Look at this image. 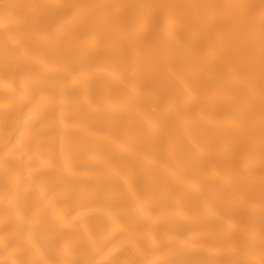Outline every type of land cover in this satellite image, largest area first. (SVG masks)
Listing matches in <instances>:
<instances>
[{"label":"snow or ice","instance_id":"snow-or-ice-1","mask_svg":"<svg viewBox=\"0 0 264 264\" xmlns=\"http://www.w3.org/2000/svg\"><path fill=\"white\" fill-rule=\"evenodd\" d=\"M0 14V86L16 97L0 124L3 210L25 220L3 241L11 259L0 264H90L66 258L63 227L80 206L104 200L119 215L94 218L96 235L76 250L107 255V264H264V0H0ZM20 14L24 23L10 28ZM213 70L220 78H210ZM101 78L131 95L98 90ZM209 93L217 115L203 112L200 97ZM144 97L155 114L139 107ZM125 110L138 121L116 122ZM201 121L227 125L232 171L213 166L221 144L202 135ZM78 133L118 149L111 160L97 157L102 167L84 192ZM42 146L52 162L39 174L49 177L47 193L33 176ZM22 179L36 187L21 213ZM65 190L77 207L57 216L55 235L37 244L33 217L42 205L55 209L57 191ZM220 192L232 210H217L209 227L202 208ZM173 205L193 223L165 228L157 240L146 221L155 225ZM145 233L151 243L141 249L137 239Z\"/></svg>","mask_w":264,"mask_h":264},{"label":"bare ground","instance_id":"bare-ground-1","mask_svg":"<svg viewBox=\"0 0 264 264\" xmlns=\"http://www.w3.org/2000/svg\"><path fill=\"white\" fill-rule=\"evenodd\" d=\"M8 3H17V4H26V3H35L38 0H5ZM62 2H88V0H62ZM178 3L186 2V0H176ZM204 2H218V0H204ZM25 21L24 15L20 14L15 16L12 24L9 25L10 28H14L16 25L22 24ZM3 15L0 14V45L3 43ZM15 35V33H11ZM84 39L89 40L90 36L87 31L84 33ZM219 73L215 70L209 73L210 78L218 79L220 78ZM139 79V77H137ZM173 86L177 89L180 88L179 81L174 80ZM98 90L111 91L115 90L119 92L120 95H131L126 89L120 87L119 85L110 83L109 81L101 78L97 84ZM200 101L203 104V112L205 116H213L218 114V108L216 105V100L213 98L212 94L202 95ZM16 102L15 94L12 92H6L2 86H0V124L3 121V115L5 110L11 111ZM139 107L148 114H155L157 111L156 106L153 105L149 98L144 97L138 101ZM140 117L134 111L125 110L119 115L114 117V120L118 123L125 125H132L138 121ZM195 118V117H194ZM227 125L224 121H219L216 124L208 123L207 121H201V133L202 135L219 141L221 144V151L213 157V166L217 171L223 173L232 171L234 166L230 165L228 158L230 156L229 148L232 144V137L227 132ZM78 142V160L81 164L85 165V168L82 169L83 172L88 174L81 175L78 179L81 183L78 185V188L81 192H84L89 187V183L94 181L96 172L94 169H99L102 165L99 163L97 157H102L104 159L111 160L116 157L118 149L114 145H102L95 141L89 139L86 135H77ZM2 155V154H0ZM52 164L47 157L46 147H41V159L34 160L33 165V176H39V181L41 182L45 193L48 190V179L47 175H39L43 172L50 171V165ZM257 181V186L255 191L257 195L259 194L258 181L259 177L255 178ZM112 183L116 184L118 182V177H111ZM35 183L21 180V191L18 196V208L23 212V208L30 203L31 193L35 190ZM27 189V193L25 192ZM188 194L195 195L194 192H189ZM115 196V193H114ZM114 198V197H113ZM83 200L84 197L81 196ZM55 209H49L45 206H41L38 213L32 219V232L33 236L36 239V243L39 244L42 237H52L55 235V227L57 226V216L66 215L67 212L73 208H76V202L71 196V190L57 191L55 196ZM4 192H3V180L0 177V261H6L11 259L10 256H6L3 252V241L11 240L13 237V228H18L23 226L25 223L24 218H11L6 217L4 210ZM217 210L230 213L232 210L231 202L227 199L226 194L223 192L217 193L208 199L202 208L201 219L209 225V227H215L217 221L215 220V212ZM182 208L178 205H173L170 209L169 214L158 221L155 225L151 220H147L146 223L151 226L154 231L157 233V240H159L160 235L163 234L165 228H170L174 224L184 223L191 224L193 223L192 219L184 220L180 216ZM120 210L112 208L107 200L102 201L98 205H88L84 204L80 206L77 210V215L75 217L68 216L67 221L64 224L63 232V244L65 248L66 258L71 259H80L90 264H107V261L111 257L107 255L97 254L92 251L80 252L76 249L78 244L83 241L84 237L87 234L93 236L96 235V230L94 226V218L103 216L104 219H107V214H111L114 218L119 215ZM259 223V217H257V224ZM8 225V230H5V225ZM216 235L215 233H202V235ZM133 238H137L136 234H133ZM137 242L140 244L141 249L147 247L151 243V237L148 233H145L142 237L137 239ZM120 261H126L129 259L128 255H122L119 257Z\"/></svg>","mask_w":264,"mask_h":264}]
</instances>
